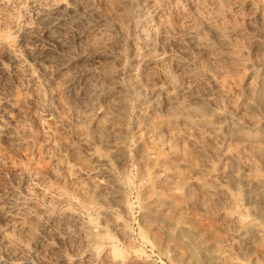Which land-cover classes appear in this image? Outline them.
Masks as SVG:
<instances>
[{
  "label": "rangeland",
  "instance_id": "374dc122",
  "mask_svg": "<svg viewBox=\"0 0 264 264\" xmlns=\"http://www.w3.org/2000/svg\"><path fill=\"white\" fill-rule=\"evenodd\" d=\"M0 264H264V0H0Z\"/></svg>",
  "mask_w": 264,
  "mask_h": 264
},
{
  "label": "bare ground",
  "instance_id": "6f19581e",
  "mask_svg": "<svg viewBox=\"0 0 264 264\" xmlns=\"http://www.w3.org/2000/svg\"><path fill=\"white\" fill-rule=\"evenodd\" d=\"M93 171V170H92ZM103 172V171H102ZM86 173V172H85ZM90 173V172H89ZM99 174V171L96 173V175H98ZM101 174L102 173H100V175H99V177L101 176ZM86 175V174H85ZM110 175V174H109ZM95 176V175H94ZM94 176H92V177H94ZM89 177V176H88ZM97 177V176H96ZM105 178H106V176H105ZM97 179V178H96ZM95 179V180H96ZM92 180V179H91ZM99 182H100V180H99ZM103 182V181H102ZM95 183V182H94ZM101 183V182H100ZM109 183V182H108ZM99 183H97V185H98ZM104 184V183H103ZM96 186V185H95ZM100 186V185H99ZM108 187V186H107ZM96 189V188H95ZM102 189H103V187H102ZM103 191V190H102ZM99 192V191H98ZM127 205V204H126Z\"/></svg>",
  "mask_w": 264,
  "mask_h": 264
}]
</instances>
